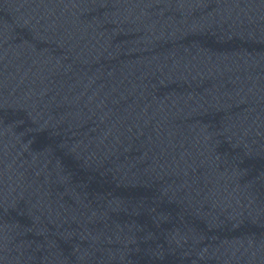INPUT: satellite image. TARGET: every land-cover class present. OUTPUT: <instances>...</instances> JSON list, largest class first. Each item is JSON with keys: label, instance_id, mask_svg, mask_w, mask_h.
<instances>
[{"label": "water", "instance_id": "95a60500", "mask_svg": "<svg viewBox=\"0 0 264 264\" xmlns=\"http://www.w3.org/2000/svg\"><path fill=\"white\" fill-rule=\"evenodd\" d=\"M0 264H264V0H0Z\"/></svg>", "mask_w": 264, "mask_h": 264}]
</instances>
